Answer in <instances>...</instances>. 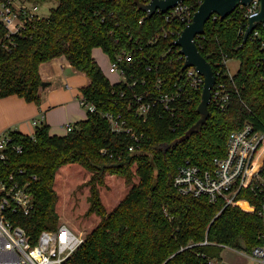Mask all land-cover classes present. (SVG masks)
I'll return each mask as SVG.
<instances>
[{"label": "trees", "instance_id": "trees-1", "mask_svg": "<svg viewBox=\"0 0 264 264\" xmlns=\"http://www.w3.org/2000/svg\"><path fill=\"white\" fill-rule=\"evenodd\" d=\"M55 1L49 15L35 20L27 35L17 39L16 47L8 50L0 44V97L17 94L40 104V65L65 55L76 70L90 78L81 88L82 97L96 109L88 110L87 117L63 135L52 134L50 126L42 122L34 135L10 130L14 143L23 147L21 153L10 152L11 167L39 177L33 183L36 210L25 218L26 227L37 233L58 226L55 176L62 166L79 163L92 172L89 212L101 218L67 264H208L203 256H209L207 247L251 250L259 244L263 221L258 210L264 205V194L250 188L238 194L239 199L256 206V211L237 205L224 207L222 201L212 203L204 195L179 192L174 177L187 159L202 168L212 167L215 157L225 155L229 134L246 121L264 128L263 36L244 40L240 31L246 17L240 11L224 18L210 17L196 42L213 66L217 78L213 90L223 83L230 101L221 109L211 100L206 122L182 139L201 117L202 87L191 89L173 110L154 107L144 120L130 107L127 97L121 96L127 82H112L92 55L93 49L100 47L113 61L126 50L132 54L130 63L122 62L128 80L141 83L143 78L162 77L174 83L184 71L183 59L165 56L169 47L174 51L179 48L173 44L174 38L148 43L162 28L171 27L164 14L146 17L136 0ZM175 25L179 30L184 27L183 23ZM232 58L241 61L234 75L225 63ZM139 88L144 89L141 84ZM107 112L122 114L143 134L140 151L129 150L130 136L113 131ZM107 174L129 180L139 177L111 211L101 202L99 192ZM206 238L209 243L201 244Z\"/></svg>", "mask_w": 264, "mask_h": 264}, {"label": "built area", "instance_id": "built-area-1", "mask_svg": "<svg viewBox=\"0 0 264 264\" xmlns=\"http://www.w3.org/2000/svg\"><path fill=\"white\" fill-rule=\"evenodd\" d=\"M201 2L202 0L196 2L183 0L164 12L158 8L156 13H163L166 21L171 23V27L162 28L149 39L148 43H156L162 37H173V44L176 45L175 40L181 35L185 26L192 22ZM260 4V0H251L247 5H238L230 14L240 11L246 17L244 28L240 31L243 37L249 18L259 12ZM148 16L150 17L146 12V17ZM211 16L221 17L217 13ZM42 17L44 16L40 14V3L35 0H0V44L12 50L17 45V39L26 36L28 28L33 26L32 23ZM181 23L184 24L181 30L177 25L172 26ZM262 29H264V22H259L249 37L263 36L261 46L264 49ZM200 35L202 34L197 36ZM178 47L176 51L173 47H169L165 53V56L177 55L178 59H183L184 71L178 73L174 83H169L162 77L155 80L143 78L141 83L138 79L128 80L122 62L130 63L132 54L126 50H123L116 60H110V71L122 75V79L118 81H125L128 85L122 90L121 96L127 97L130 107H134L136 115L144 120L148 119L154 107L162 105L166 110H173L177 102L187 96L191 89L203 88V75L195 66L184 68L186 56L181 50L182 47ZM225 63L227 64L228 60ZM148 69L152 70V66H148ZM140 84L144 87L143 90H140ZM211 100H214L221 109L227 108L230 93L226 91L223 83H219L215 91L212 89ZM81 102L87 111L96 109L92 102H88L83 97ZM105 115L110 120L115 133H126L130 136L132 141L129 144V150L134 153L140 151L143 134L137 133L135 127L130 125L128 119L122 114L107 112ZM34 123L37 126L40 120H35ZM73 128L74 123H67V132ZM9 132L6 131L0 135V264H67L83 244L85 237L65 222L59 223L55 228H44L37 233L26 227L25 218L34 214L36 210L33 183L39 177L37 174H29L24 168L11 167L10 152L21 153L23 147L14 143ZM174 185L183 194L204 195L212 203L222 201L224 207L237 205L256 211V206L251 205L246 199H239L238 194L243 188H250L257 194H264V128H256L253 122L246 121L241 128L229 134L225 155L215 157L212 167L202 168L187 159L178 166ZM241 201H245L249 207L242 206ZM258 212L263 221V228L259 235L260 243L251 250L226 247L256 260L259 264H264V205ZM206 243H209L207 238L201 244ZM203 256L208 258V264H233L219 256L209 257L205 253Z\"/></svg>", "mask_w": 264, "mask_h": 264}, {"label": "rangeland", "instance_id": "rangeland-1", "mask_svg": "<svg viewBox=\"0 0 264 264\" xmlns=\"http://www.w3.org/2000/svg\"><path fill=\"white\" fill-rule=\"evenodd\" d=\"M55 0L45 1L40 4V14L48 16L51 8L55 7ZM92 55L102 68L104 73L112 81L122 79V75L110 71L111 61L108 54L100 47H95ZM241 61L237 58L228 60V68L231 74L237 73ZM67 73L72 82L78 83L85 80L84 76L77 75L73 70ZM88 111L78 105L69 104L67 107L56 106L52 109V128L62 131L68 122L85 119ZM64 127V129H63ZM92 172L79 163H70L62 166L55 176V190L58 195L56 212L58 213V223L65 222L78 233L86 238V235L98 224L101 216L96 212H89L91 199V184H89ZM139 182V177L134 176L129 180L127 176L107 174L104 183L99 185L100 199L108 211L113 210L124 199L133 184ZM206 253L222 257L225 261L233 264H259L256 260L249 259L243 254L236 253L226 246L207 247Z\"/></svg>", "mask_w": 264, "mask_h": 264}, {"label": "crops", "instance_id": "crops-1", "mask_svg": "<svg viewBox=\"0 0 264 264\" xmlns=\"http://www.w3.org/2000/svg\"><path fill=\"white\" fill-rule=\"evenodd\" d=\"M73 70L77 75L85 77L82 82H72L68 70ZM42 85L40 87L41 103L30 102L17 94L0 97V135L6 131L17 130L23 134L33 135L36 131L35 120L40 123H47L52 134L63 135L67 130L59 131L56 127L52 128V109L56 106L69 104L87 108L82 104L81 88L88 85L91 80L86 73L76 70L65 55L43 62L40 65ZM86 118L87 115H84ZM77 118L72 122L76 123ZM67 123L64 125L66 128Z\"/></svg>", "mask_w": 264, "mask_h": 264}, {"label": "water", "instance_id": "water-1", "mask_svg": "<svg viewBox=\"0 0 264 264\" xmlns=\"http://www.w3.org/2000/svg\"><path fill=\"white\" fill-rule=\"evenodd\" d=\"M180 1L183 0H151L149 3H143L140 0H136L138 6L150 16L154 15L158 8L164 12ZM250 1L251 0H202L194 14L192 22L185 26L181 35L175 40V44L182 47L181 50L186 56L184 68L195 66L198 72L204 77L202 98L198 105V111L201 114V117L186 131L182 139L190 136L208 119L210 115L209 105L212 99V89L217 81L211 62L201 53L198 47L196 36L205 33V25L212 14L217 13L223 18L227 17L237 8L238 5H247ZM260 1L259 12L249 18L244 35L245 41L256 28L257 24L259 22H264V0Z\"/></svg>", "mask_w": 264, "mask_h": 264}, {"label": "bare ground", "instance_id": "bare-ground-1", "mask_svg": "<svg viewBox=\"0 0 264 264\" xmlns=\"http://www.w3.org/2000/svg\"><path fill=\"white\" fill-rule=\"evenodd\" d=\"M240 204L243 205V206H245L246 208L249 207L248 204L245 201H241Z\"/></svg>", "mask_w": 264, "mask_h": 264}]
</instances>
